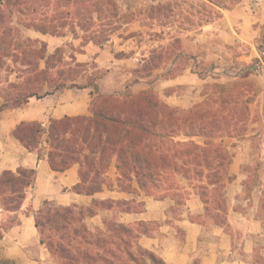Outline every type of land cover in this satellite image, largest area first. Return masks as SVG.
Instances as JSON below:
<instances>
[{
	"label": "trees",
	"instance_id": "16d2710c",
	"mask_svg": "<svg viewBox=\"0 0 264 264\" xmlns=\"http://www.w3.org/2000/svg\"><path fill=\"white\" fill-rule=\"evenodd\" d=\"M0 7L4 11L14 8L27 29L66 37L68 28L73 40L100 48L121 29L124 19L112 0H3ZM170 13L169 4L151 7L149 20L166 21ZM172 41L142 55L132 72L134 80L123 93L101 92L104 74L94 63H80L75 55L67 62L60 48L48 55L45 44L37 40L16 42L11 57L17 65V84H12V94L0 95V110L17 109L31 99L64 90L91 89V101L88 115L65 116L45 125L22 122L13 137L40 160L46 159L55 172L77 166L79 183L74 191L78 194L102 191L113 166L120 191L154 200L170 198L178 206L195 194L201 198L205 216L217 221L214 213H225L226 188L233 180L229 143L244 140L250 133L251 106L261 91L250 76L260 65L258 60L243 64L235 80L205 85L202 100L189 109L170 107L152 91L130 92L134 85H153L149 81L156 72L163 73V79L183 74L185 68L178 62L190 57L178 48L177 39ZM258 51L264 64L263 47ZM133 54L120 53L116 58L129 59ZM170 60L172 64L166 66ZM192 73L205 79L202 70ZM245 173L243 187L248 192L257 169L247 168ZM34 179L35 170L0 174V207L4 212L20 210ZM107 207L110 203L97 201L89 207L45 202L34 215L41 244L60 264H162L138 246V238L146 233L142 224L132 228L107 222L103 230L88 229L85 220Z\"/></svg>",
	"mask_w": 264,
	"mask_h": 264
},
{
	"label": "rangeland",
	"instance_id": "374dc122",
	"mask_svg": "<svg viewBox=\"0 0 264 264\" xmlns=\"http://www.w3.org/2000/svg\"><path fill=\"white\" fill-rule=\"evenodd\" d=\"M112 1L124 16L121 29L101 48L94 45L90 59L80 62L94 63L104 74L100 82L102 93H123L134 80L132 72L142 55L172 44L174 38L179 41L178 48L190 57L178 62L185 68L183 74L163 79V73L156 72L149 81H153V85H134L130 92L152 91L170 107L189 109L202 100L205 85L231 82L243 64L251 65L259 61L258 70L250 76V80L261 89L251 106L253 122L249 126L250 133L244 140L229 143L233 155L230 171L233 180L226 188L225 213H214L218 216L217 221L206 216L199 219L207 228L212 225L226 226L235 236L234 244L240 248L245 242L242 238L245 233L260 230L258 225L252 223L264 224L261 221L264 220V64L258 51L259 47L264 49V10L254 12L242 0H126L124 4L118 3V0ZM162 4L171 5L170 17L166 21L149 20L150 8ZM60 12L66 11L61 9ZM205 20L209 22L204 24ZM27 30L30 29L24 27L14 8L4 11L0 7V95L12 94V84H17V65L13 63L11 55L14 54L16 42L23 43L28 39ZM3 32L8 35L4 37ZM65 33L72 41H67L60 49L69 62L70 56L83 52L85 44L80 39L73 40L68 28ZM99 49L102 51L97 52ZM120 53L134 54L129 59L117 61L116 56ZM166 62V66L172 64V60ZM194 70H202L205 79L201 80L192 73ZM88 90L91 92V89ZM247 168L257 169L248 192L243 187L247 180ZM110 176H114L112 171ZM177 210L181 212L182 208L178 207ZM28 211L29 208L25 212ZM12 218L7 217L3 226L14 223L15 219ZM229 218L234 222V228L228 226ZM254 256L261 258L259 264H264V237L256 238Z\"/></svg>",
	"mask_w": 264,
	"mask_h": 264
},
{
	"label": "crops",
	"instance_id": "0c3cea01",
	"mask_svg": "<svg viewBox=\"0 0 264 264\" xmlns=\"http://www.w3.org/2000/svg\"><path fill=\"white\" fill-rule=\"evenodd\" d=\"M123 1L126 0H118V3L124 4ZM26 36L44 43L48 55L72 41L68 37L44 35L33 30H27ZM82 48L83 52L75 54L78 62L88 61L95 46L88 44ZM90 100L88 89L64 90L39 100L31 99L17 109L0 110V174L20 169L35 170L34 183L26 189L20 210L8 214L0 207V264H60L40 242L35 213L45 202L60 207H89L96 201L110 203V207L85 220L89 230H103L107 222L132 228H138L139 224L151 226L143 229L146 233L138 238V246L153 253L162 264H259L261 258L254 255L256 238L264 237L261 223H252L260 230L245 233L242 237L245 242L239 248L234 244L235 236L226 226L207 228L199 220L205 216V207L199 196L192 194L184 205L178 206L170 198L154 200L143 194L122 192L117 188L113 166L108 172V185L102 191L94 195L78 194L74 191L79 183L77 166L63 173L55 172L46 159L40 160L36 153L26 150L13 137L14 129L22 122L45 125L65 116L88 115ZM178 207L182 208L181 212ZM27 208L30 211L25 212ZM9 216L14 217V223L3 226ZM228 226L234 228L231 218Z\"/></svg>",
	"mask_w": 264,
	"mask_h": 264
},
{
	"label": "built area",
	"instance_id": "2783aa9c",
	"mask_svg": "<svg viewBox=\"0 0 264 264\" xmlns=\"http://www.w3.org/2000/svg\"><path fill=\"white\" fill-rule=\"evenodd\" d=\"M254 12L264 10V0H242Z\"/></svg>",
	"mask_w": 264,
	"mask_h": 264
},
{
	"label": "water",
	"instance_id": "95a60500",
	"mask_svg": "<svg viewBox=\"0 0 264 264\" xmlns=\"http://www.w3.org/2000/svg\"><path fill=\"white\" fill-rule=\"evenodd\" d=\"M3 0H0V4L2 3Z\"/></svg>",
	"mask_w": 264,
	"mask_h": 264
}]
</instances>
